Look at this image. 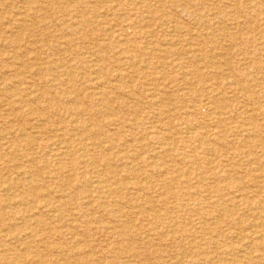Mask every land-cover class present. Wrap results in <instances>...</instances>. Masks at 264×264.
I'll return each instance as SVG.
<instances>
[{"label": "rangeland", "instance_id": "obj_1", "mask_svg": "<svg viewBox=\"0 0 264 264\" xmlns=\"http://www.w3.org/2000/svg\"><path fill=\"white\" fill-rule=\"evenodd\" d=\"M0 100V264H264V0H0Z\"/></svg>", "mask_w": 264, "mask_h": 264}, {"label": "bare ground", "instance_id": "obj_2", "mask_svg": "<svg viewBox=\"0 0 264 264\" xmlns=\"http://www.w3.org/2000/svg\"><path fill=\"white\" fill-rule=\"evenodd\" d=\"M36 1H37V0H36ZM41 1H42V0H41ZM66 1H67V0H66ZM80 1H81V0H80ZM120 1H121V0H120ZM7 3H8V2H7ZM84 3H85V1H84ZM182 3H183V2H182ZM34 4H35V3H34ZM48 4H49V3H48ZM65 4H66V2H65ZM42 5H43V3H42ZM44 5H45V4H44ZM138 5H139V4H138ZM30 6H32V5L30 4ZM46 6H48V5H46ZM46 6H45V8H46ZM133 6H134V5H132V7H133ZM15 7H16V6H15ZM63 7H64V6H63ZM144 7H145V6H144ZM196 7H197V6H196ZM45 8H44V9H45ZM133 8H134V7H133ZM153 8H154V7H153ZM153 8H152V9H153ZM48 9H50V8H48ZM51 9H52V8H51ZM138 9H139V8H138ZM45 10H46V9H45ZM20 11H21V10H20ZM61 11H62V10H61ZM61 11H60V12H61ZM140 11H141V10H140ZM140 11H139V12H140ZM32 12H33V11H32ZM126 12H127V11H126ZM77 13H78V12H77ZM211 13H212V12H211ZM21 14H22V13H21ZM137 14H138V13H137ZM16 15H17V14H16ZM24 15H25V14H24ZM33 15H34V13H33ZM65 15H67V14H65ZM73 16H74V15H73ZM23 17H24V16H23ZM34 18H35V17H34ZM32 19H33V17H32ZM75 19H76V18H75ZM41 20H43V19H41ZM77 20H78V19H77ZM80 20H81V18H80ZM84 20H85V19H84ZM87 21H88V20H87ZM79 22H80V21H79ZM29 23H30V22H29ZM42 23H44V21H43ZM42 23H41V24H42ZM77 23H78V22H77ZM35 24H36V23H35ZM41 24H39V25H41ZM84 24H85V23H84ZM3 25H5V24H3ZM20 25H21V24H20ZM29 26H30V25H29ZM82 27H83V26H82ZM32 29H34V27H33ZM54 30H55V29H54ZM43 32H44V31H43ZM56 32H57V31H56ZM79 34H80V33H79ZM64 35H65V34H64ZM80 35H82V34H80ZM210 35H211V34H210ZM68 36H69V35H68ZM47 37H48V36H47ZM80 37H81V36H80ZM93 40H94V39H93ZM220 40H221V39H220ZM21 51H22V50H21ZM95 52H96V51H95ZM95 52H94V53H95ZM78 53H79V52H78ZM95 54H96V53H95ZM81 55H82V54H81ZM83 55H84V54H83ZM89 55H90V53H89ZM69 57H70V56H69ZM84 59H85V57H84ZM98 60H99V59H98ZM34 65H35V64H34ZM64 66H66V65H64ZM91 66H92V65H91ZM104 67H105V66H104ZM17 71H18V70H17ZM109 71H110V70H109ZM109 71H108V72H109ZM59 72H60V71H59ZM95 72H96V71H95ZM5 73H6V72H5ZM7 73H8V72H7ZM16 73H17V72H16ZM60 73H61V72H60ZM208 75H209V74H208ZM14 76H15V74H14ZM30 76H31V75H30ZM34 76H35V75H34ZM78 76H79V75H78ZM110 77H111V76H110ZM66 81H67V80H66ZM108 82H109V81H108ZM9 83H10V82H9ZM28 83H29V82H28ZM37 83H38V82H37ZM37 85H38V84H37ZM5 86H6V85H5ZM101 86H102V85H101ZM101 86H100V87H101ZM81 90H82V89H81ZM74 93H75V92H74ZM74 93H73V94H74ZM14 94L16 95V93H14ZM14 94H13V95H14ZM170 94H171V93H170ZM15 95H14V96H15ZM14 96H13V97H14ZM35 96H36V95H35ZM38 96H39V95H38ZM40 96H41V95H40ZM45 96H47V95H45ZM167 97H168V96H167ZM45 98H46V97H45ZM8 100H9V99H8ZM71 100H72V99H71ZM0 102H1V100H0ZM6 102H7V101H6ZM12 102H13V101H12ZM20 102H21V101H20ZM24 102H25V101H24ZM65 102H66V101H65ZM66 103H68V102H66ZM2 104H3V106H5V105H4V102H3ZM2 104H1V105H2ZM80 104H81V103H80ZM84 104H85V103H84ZM99 104H100V103H99ZM1 105H0V106H1ZM7 106H8V105H6V107H7ZM3 108H4V107H3ZM102 108H103V107H102ZM6 111H7V110H6ZM25 111H26V110H25ZM7 112H8V111H7ZM26 112H27V113H25V114H28V111H26ZM97 112H98V111H97ZM30 113H31V112H30ZM3 115H5V114H3ZM7 115H8V114H7ZM18 115H19V114H18ZM98 115H99V114H98ZM0 116H1V115H0ZM21 117H22V116H21ZM12 120H13V119H12ZM30 121H31V120H30ZM40 121H41V120H40ZM77 121H78V120H77ZM35 122H36V121H35ZM84 124H85V123H84ZM28 125H30V124H28ZM28 127H29V126H28ZM5 128H6V126H5ZM20 129H21V128H20ZM194 129H195V128H194ZM21 130H23V128H22ZM60 130H61V129H60ZM19 131H20V130H19ZM41 131H42V130H41ZM41 131H40V132H41ZM192 131H193V130H192ZM29 132H30V131H29ZM101 134H102V133H101ZM210 134H211V133H210ZM192 136H193V135H192ZM4 137H5V136H4ZM245 137H246V136H245ZM62 139H63V138H62ZM233 140H234V139H233ZM56 143H57V142H56ZM246 144H247V143H246ZM36 146H37V145H36ZM23 147H24V146H23ZM7 169H8V168H7ZM4 170H5V169H4ZM14 170H15V169H14ZM152 170H153V169H152ZM161 171H162V170H161ZM163 173H164V172H163ZM158 174H159V173H158ZM93 175H94V174H93ZM95 175H96V174H95ZM100 181H101V180H100ZM222 181H223V180H222ZM263 183H264V182H263ZM256 187H257V186H256ZM139 188H140V187H139ZM220 196H221V195H220ZM150 205H151V204H150ZM150 207H151V206H150ZM212 220H213V219H212ZM119 230H120V229H119ZM27 236H28V235H27ZM28 242H29V241H28ZM38 244H40V243H38ZM44 245H45V244H44ZM54 245H55V244H54ZM37 246H39V245H37ZM42 247H43V246H42ZM45 247H46V246H45ZM245 248H246V247H245ZM49 252H50V251H49ZM238 252H239V251H238ZM240 252H241V251H240ZM252 253H253V252H252ZM60 257H61V256H60ZM39 260H40V259H39ZM59 261H60V260H59ZM255 263H256V262H255ZM58 264H59V263H58Z\"/></svg>", "mask_w": 264, "mask_h": 264}]
</instances>
